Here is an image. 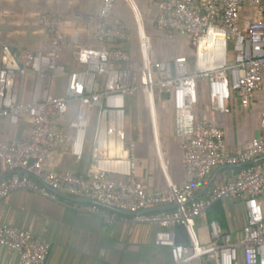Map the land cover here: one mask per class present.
Returning <instances> with one entry per match:
<instances>
[{"label":"built area","instance_id":"1","mask_svg":"<svg viewBox=\"0 0 264 264\" xmlns=\"http://www.w3.org/2000/svg\"><path fill=\"white\" fill-rule=\"evenodd\" d=\"M128 1L136 16L135 33L111 20L117 0H101L95 43L83 42L73 51L79 68L63 62V22L49 13L39 19L49 36L47 48L2 46L0 119L17 125L27 118L31 126L23 139H0V202L19 188L45 196L66 192L94 200L86 210L107 222L115 217L105 208L130 211L135 221L156 224L154 244L169 249L170 264H264V160L240 167L195 198L214 168L264 155V91L263 133L238 152L228 148L222 126L199 117L194 103L199 79L207 80L219 112L228 111L234 93L248 104L264 90V0H158L161 8L152 15V26L166 42L182 34L194 44L191 57L169 51L160 57L145 18ZM128 42H135L137 50L126 48ZM25 70L35 74L28 101L20 98L17 86ZM136 92L151 109L160 97L173 112L188 175L181 185L151 189L136 175V143L127 139L128 99ZM59 146L79 162L89 155L88 168L53 169ZM234 197L243 198L245 209L239 237L218 219L207 218L211 205ZM168 204L176 207L153 211ZM0 247L17 251L21 264H46L51 242L0 221Z\"/></svg>","mask_w":264,"mask_h":264},{"label":"crops","instance_id":"2","mask_svg":"<svg viewBox=\"0 0 264 264\" xmlns=\"http://www.w3.org/2000/svg\"><path fill=\"white\" fill-rule=\"evenodd\" d=\"M133 1L146 20L147 31L158 48L159 56L164 57L168 51L171 55L185 53L182 47L189 41L182 34L178 33L177 40L166 42L160 39V33L152 26V15L157 14L161 8L159 1ZM100 5L101 0H0V64L4 44L16 50L47 48L49 36L39 22L44 13L63 22L66 35L64 55L68 50H72L73 55L77 45L83 42L95 43ZM243 14L247 15L246 9ZM111 20L124 25L131 33L137 30L136 16L128 0H117ZM124 45L128 49L137 50L135 42ZM34 83L35 74L31 70L18 74L17 86L21 99H31ZM198 86L194 103L199 117L213 120L224 128L227 146L233 152L240 151L251 139L263 133V89L248 104L241 103L234 93L227 100L228 111L219 112L213 109L207 80L199 79ZM128 100L132 109L141 104V114H144L142 127L135 132V137H127L136 143V175L151 189L168 183L183 184L188 175L183 165L181 141L174 135L172 110L160 97H157L156 108L151 109L141 92L132 94ZM132 109H128V112ZM30 126L27 118H23L17 125L1 118L0 139H23L28 135ZM89 163V155L79 162L64 146L57 147L51 159V167L55 170L81 172L88 168ZM216 168L209 174L202 189L210 178V187L214 183L218 185L233 174L231 168L236 167L217 171ZM210 187L201 196L207 194ZM221 201L227 213V229L235 237L241 236L246 221L243 198H223ZM91 203L87 197L66 192L56 191L52 196H45L28 188H19L8 193L0 202V221L31 230L48 239L51 247L46 264H148L139 259L141 251L145 249L154 259L153 264L171 263L169 249L154 244L158 229L156 224L135 221L130 211L105 208L107 213L115 217L110 223L101 214L86 210L85 206ZM0 257V264H21L19 253L7 247H0Z\"/></svg>","mask_w":264,"mask_h":264},{"label":"rangeland","instance_id":"3","mask_svg":"<svg viewBox=\"0 0 264 264\" xmlns=\"http://www.w3.org/2000/svg\"><path fill=\"white\" fill-rule=\"evenodd\" d=\"M183 45H184V43H183ZM186 45H187V47H186ZM186 45H185V47L183 46L182 49H184L183 51L185 53H187V54L189 53V55L191 57V55H193V52L195 49L194 44L189 41V43H186ZM71 52H72V50H68L67 54L64 55V57H63V62L70 68L81 67L82 65L77 63V61L75 60V58ZM139 102H140V100H139ZM128 108L132 109L130 107V105L128 106ZM142 115H144V114H141V104L138 105L137 107H135L134 109H132V111L128 112V115H127V129H128L127 130L128 131L127 137L128 138L135 137V134H136L135 132H137L142 127V124H141L142 123ZM141 252L142 253L140 254L139 259L147 262L148 264L154 263V259L149 255V251L147 249L142 250Z\"/></svg>","mask_w":264,"mask_h":264},{"label":"trees","instance_id":"4","mask_svg":"<svg viewBox=\"0 0 264 264\" xmlns=\"http://www.w3.org/2000/svg\"><path fill=\"white\" fill-rule=\"evenodd\" d=\"M239 169L240 168H231L233 172H237ZM214 186L215 183L211 186V188ZM153 211H158V210L154 209ZM207 213L209 219H215V218L218 219L221 225L227 229V213H226L225 205L221 200H218L213 205H211Z\"/></svg>","mask_w":264,"mask_h":264},{"label":"water","instance_id":"5","mask_svg":"<svg viewBox=\"0 0 264 264\" xmlns=\"http://www.w3.org/2000/svg\"><path fill=\"white\" fill-rule=\"evenodd\" d=\"M264 159V155L263 156H259V157H256L252 160H249V161H245V162H241V163H236V164H227V165H221L219 167L216 168V171L217 170H220V169H223V168H227V167H236V168H240V167H243V166H247V165H250V164H253V163H257L261 160ZM212 182V178L209 179L208 183L205 185V187L202 189V191L196 195L195 198H198L202 195V193H204L209 187H210V184ZM92 202L94 200L90 199ZM176 207V204H168V205H161V206H158L156 207L155 209L157 210H164V209H171V208H174Z\"/></svg>","mask_w":264,"mask_h":264}]
</instances>
